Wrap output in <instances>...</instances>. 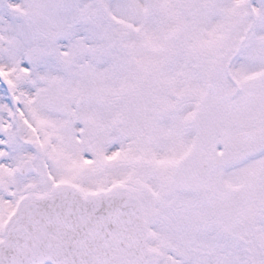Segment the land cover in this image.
Returning a JSON list of instances; mask_svg holds the SVG:
<instances>
[{
    "label": "snow or ice",
    "instance_id": "1",
    "mask_svg": "<svg viewBox=\"0 0 264 264\" xmlns=\"http://www.w3.org/2000/svg\"><path fill=\"white\" fill-rule=\"evenodd\" d=\"M0 264H264V0H0Z\"/></svg>",
    "mask_w": 264,
    "mask_h": 264
}]
</instances>
